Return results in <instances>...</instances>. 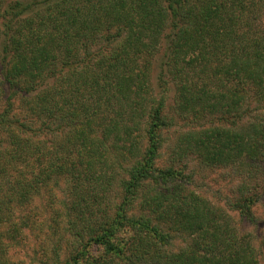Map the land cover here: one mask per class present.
<instances>
[{
	"label": "trees",
	"instance_id": "1",
	"mask_svg": "<svg viewBox=\"0 0 264 264\" xmlns=\"http://www.w3.org/2000/svg\"><path fill=\"white\" fill-rule=\"evenodd\" d=\"M169 109L209 125L159 167ZM187 158L233 168L230 210L256 222L264 0H0V264H264V233L256 244L192 191ZM61 180L57 229L32 205ZM58 232L73 237L65 257L48 245ZM31 237L42 252L27 260Z\"/></svg>",
	"mask_w": 264,
	"mask_h": 264
},
{
	"label": "rangeland",
	"instance_id": "2",
	"mask_svg": "<svg viewBox=\"0 0 264 264\" xmlns=\"http://www.w3.org/2000/svg\"><path fill=\"white\" fill-rule=\"evenodd\" d=\"M157 63L154 70H153V84L159 90L158 78L160 77L161 69ZM169 87L167 91V100L169 105L173 104V95L175 88L173 87L172 81H169ZM168 113L170 115H174L176 118L175 125L170 129L164 131L162 134L164 143L162 148L160 149V156L157 160V165L159 167H166L169 165H174L177 167L176 164L181 161L182 159L177 156L178 152V144L181 138L191 132L200 129L201 127H205L209 125L207 122L203 120H195L190 115L189 116H181L174 109H169ZM187 167L186 173H192L193 182L190 183V189L198 194L203 195L204 197L208 198L209 200L213 201L214 203L224 207L229 212V199L234 196L235 189L237 190L238 180L237 178H232L231 175L236 176L237 174L233 170V168H223V167H212L205 165L204 163L201 164L200 160L195 158H187ZM264 166V164H263ZM234 172V173H233ZM239 179V178H238ZM263 179V180H262ZM261 181L257 180L258 182H263L264 187V175ZM68 191L69 186L66 180H61L59 185L56 188L51 189H44L42 194L36 198L35 203L32 205L36 207L35 212L38 211L39 215L43 214V212H47L46 217H48L49 224H52L54 228L60 229L61 227L55 226L53 215H49L54 211L61 210L60 213L62 216L60 217V221L63 224H66V218L64 216L65 206H63V202H67L68 199ZM261 200L255 206L254 213L256 216V222L254 224H250L247 221H240L239 216L236 212H232V216L236 219L235 225L240 228L241 233H249L252 235L254 242L257 244L261 239L264 233V190H261ZM119 190L117 187H114L112 193L110 192L109 198L106 200V205L112 204L115 205L118 202V195ZM70 198V197H69ZM71 199V198H70ZM105 205V206H106ZM103 206V207H105ZM96 209H99L96 207ZM21 210V209H19ZM18 211V210H17ZM65 222V223H64ZM44 223V222H43ZM65 231V230H63ZM64 233V232H62ZM57 236H53V240L48 243L50 250L53 249L55 246H59L61 248L63 257L67 256L70 253L71 246L70 241H72L73 237L66 234L64 238H61V233H56ZM182 241L177 239L175 241L174 249H178V247L182 246ZM22 254L20 257L25 259L32 258L39 256L40 250V241L36 238L31 237V240L24 246V249H21ZM41 256V255H40ZM30 260V259H27Z\"/></svg>",
	"mask_w": 264,
	"mask_h": 264
}]
</instances>
